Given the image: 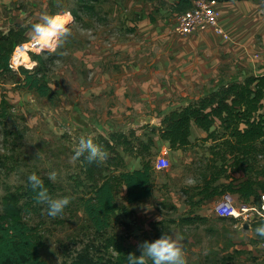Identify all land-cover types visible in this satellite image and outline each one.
Segmentation results:
<instances>
[{"label": "rangeland", "instance_id": "374dc122", "mask_svg": "<svg viewBox=\"0 0 264 264\" xmlns=\"http://www.w3.org/2000/svg\"><path fill=\"white\" fill-rule=\"evenodd\" d=\"M56 4L59 6L58 9L65 12L59 15L65 16L71 36L57 53L49 54L37 47L29 49V45L32 44L31 23L28 24L27 21L22 27L28 28L25 36L29 43L25 46L29 58L21 64L13 63L12 58L11 66L16 73H19L20 67L33 71L38 67V63L30 54L41 55L48 67L47 82L58 94L57 100L51 103L34 91L18 87L10 79L8 84L0 89V97H3L10 106V117L3 128L4 135L0 132V158L3 157L4 164L0 163V211L2 198L7 193L25 186L30 174L36 173L40 177L48 178V174L55 171L57 173V178L53 181L55 198L70 197L69 205L55 218L47 215L45 207L41 213H26V220L37 228L43 238L41 254L47 264H71L77 254L86 247H90L92 256L106 255L102 250L103 241L95 235L84 213L82 200L87 198L90 192L81 185L79 159H72L80 136L93 133V139H96L101 135L91 125L90 109H85V105L89 103L82 98L85 97L87 89L80 84V79L87 75L91 81L97 70L103 67L100 66L99 69L96 67V59L103 60L105 65L109 60H120L123 51L119 47L124 37L129 34L128 20L131 10L123 0H101L97 5V15L89 17L82 15L74 0H57ZM72 10L79 12L80 20L75 21L70 14ZM257 69L258 67L254 69L255 72ZM77 109L81 113L88 112L89 117L83 116L82 120H77L79 114ZM82 109L85 111L82 112ZM135 114L120 115L119 123L112 132L129 133L140 130L142 134L152 128L161 127L156 121L158 118L151 112L147 115ZM199 151L200 154L188 150L183 155L182 162L170 159V167L166 170H158L157 163L161 157L154 158L153 164L156 167L154 180L158 177L157 186L154 181L156 186L154 190L159 189L162 194L166 192L164 200L156 202L155 205L165 214L167 220L173 219L175 209L183 206L180 203L187 206L189 200L198 201V198L193 197L197 194L194 188L203 184L201 177L206 172L205 157L209 154L203 145ZM169 189H172V195ZM169 195L171 196L168 197ZM124 197L125 191L117 198L120 205L123 204ZM223 199L224 197L197 206L194 211L191 209L188 213L189 216H192L191 212L200 213L197 216L206 218V223L196 222L184 227L178 224L171 226V236L178 238L187 264H264V240L258 239L253 228L249 233L245 232V227L250 225L252 227L254 221L250 222L249 217L245 221L226 224L213 213L214 208ZM244 204L248 205L245 202ZM234 205L242 207L235 201ZM252 214L258 219L256 212L253 211L249 215ZM202 215L204 217H201ZM118 217L122 220L121 223H114L108 230V235H115L124 240L125 244L138 247L140 235L136 232V226L141 225V222L138 221L137 214L126 217L120 213ZM236 223L238 227L234 226ZM232 227L234 229H231ZM242 234L243 237L240 238L243 243H236L237 239L234 238ZM233 241L242 247L234 248L232 252L228 248L227 253L220 250L221 243L228 246L232 245Z\"/></svg>", "mask_w": 264, "mask_h": 264}, {"label": "trees", "instance_id": "16d2710c", "mask_svg": "<svg viewBox=\"0 0 264 264\" xmlns=\"http://www.w3.org/2000/svg\"><path fill=\"white\" fill-rule=\"evenodd\" d=\"M82 15H97V5L101 0H74ZM227 1V0H220ZM185 4L189 7L185 8ZM58 5H49V14H64ZM179 11L191 8L188 0H181ZM75 21L80 20L76 10L70 11ZM17 28V29H16ZM28 28L17 25L8 33L0 31V89L8 84L9 79L51 103L58 94L46 79L47 64L41 55L30 54L38 63L35 70L19 68L16 73L11 67L15 50L26 41ZM10 81V82H11ZM10 106L0 97V132L7 123ZM206 133V138L194 135V128ZM156 137L165 142L173 151L186 153L190 149L205 146L207 167L201 177L202 186L195 187L198 198L187 202L192 211L197 206L205 205L227 195L238 196L245 203L260 208L261 196L264 194V71L258 75L247 76L243 81L234 79L221 82L208 90L188 106L179 107L161 119L160 128H152L138 136L136 131L111 132L109 137L103 135L94 141L107 152L103 163L89 164L81 157V185L90 192L82 200L86 218L96 236L103 241L106 255L92 256L90 247H86L72 260L71 264H128V254H141L139 246L144 241H154L163 233L171 235L172 225H186L201 222L206 218L187 216L179 221L162 220L151 225V232H141L138 247L125 244L117 236H109L108 230L114 223H121L118 214L130 217L138 214L137 205L147 202L154 194V176L156 167L154 158L160 151ZM141 161V168L129 170L126 158ZM2 156L0 163L2 162ZM4 165V164H3ZM6 166V165H5ZM49 194L55 198V184L49 178H43ZM125 191L123 204L118 203V196ZM0 211V264H47L42 258L43 238L37 228L26 220V213H41L46 205L36 201V194L27 181L17 191L7 193L1 202ZM220 221L234 219H220ZM139 221V220H138ZM264 223V219L254 220L253 230ZM258 237V236H257ZM259 240L264 238L258 237ZM230 247L232 245L230 244ZM151 264V261H148Z\"/></svg>", "mask_w": 264, "mask_h": 264}, {"label": "crops", "instance_id": "0c3cea01", "mask_svg": "<svg viewBox=\"0 0 264 264\" xmlns=\"http://www.w3.org/2000/svg\"><path fill=\"white\" fill-rule=\"evenodd\" d=\"M56 1L0 0V31L8 33L19 24L25 26L27 21L28 24L39 22L40 15L49 12V5L56 4ZM123 1L131 14L128 20L129 34L119 47L123 51L122 57L120 60H109L107 65L103 60L96 59V67H103L97 70L91 81L87 75L80 79V84L87 89L82 98L89 103L85 109H90L91 125L104 137H109L114 131L120 115H147L151 112L161 125L162 117L204 96L221 80L243 81L247 76L264 71V0L221 1V24L230 35L229 41L223 40L212 28H202L190 36L176 34V17L187 11H179L181 0ZM184 7H189V4ZM257 67L258 71L255 72ZM87 113L79 112L77 120H82L83 116L89 117ZM136 133L143 135L140 130ZM90 135L93 137L94 134ZM194 135L199 139L207 136L196 127ZM156 140L160 148L158 157L182 162L185 153L171 150L157 137ZM190 150L197 151V148ZM126 161L129 170L141 168L140 160L127 158ZM157 178L154 180L156 186ZM169 190L171 193L172 189ZM165 193L155 189L150 200L134 207L141 222L142 230L139 233H150L153 223L167 220L155 205L164 200ZM231 199L241 206H252L251 202L244 204L238 196H231ZM180 205L183 206L175 209L174 220L189 216L191 207L183 203ZM222 222L230 224L232 221ZM250 230L251 225L245 227L246 233ZM240 237L243 234L234 238L237 239L236 243H243ZM235 242H232V247L221 243L220 250L227 253L229 249L231 252L234 248L240 249L242 245Z\"/></svg>", "mask_w": 264, "mask_h": 264}, {"label": "clouds", "instance_id": "9594fccd", "mask_svg": "<svg viewBox=\"0 0 264 264\" xmlns=\"http://www.w3.org/2000/svg\"><path fill=\"white\" fill-rule=\"evenodd\" d=\"M71 34L65 16L59 14L43 13L40 15L39 22L30 25V40L33 46L49 54L57 53ZM107 155V152L94 141L91 135H82L78 139L72 159L77 160L83 157L89 164H99L106 160ZM48 178L55 181L57 173L50 172ZM28 183L36 194V201L46 205L48 216L55 218L61 215L69 205L70 197L53 198L45 187L43 179L36 173L28 176ZM259 207L264 209V196L261 197ZM255 232L258 237L264 238V223L259 224ZM139 248L140 255L128 254V264H148V261H151V264H187L178 238H173L166 233L154 241H144Z\"/></svg>", "mask_w": 264, "mask_h": 264}, {"label": "built area", "instance_id": "2783aa9c", "mask_svg": "<svg viewBox=\"0 0 264 264\" xmlns=\"http://www.w3.org/2000/svg\"><path fill=\"white\" fill-rule=\"evenodd\" d=\"M191 8L176 17L175 33L179 36H190L202 28H212L225 41L230 40V35L221 24V11L219 10L220 0H188ZM12 67V66H11ZM13 68V67H12ZM158 170H166L170 163L165 158H160L157 163ZM264 196V194H262ZM261 196V197H262ZM256 212L258 219H264V209L254 206L237 207L234 205L230 195L224 197L214 208L215 215L220 219H234L236 222L246 220L250 222L257 219V216H250ZM238 227V224L235 225Z\"/></svg>", "mask_w": 264, "mask_h": 264}, {"label": "bare ground", "instance_id": "6f19581e", "mask_svg": "<svg viewBox=\"0 0 264 264\" xmlns=\"http://www.w3.org/2000/svg\"><path fill=\"white\" fill-rule=\"evenodd\" d=\"M28 44V43H27ZM24 45L19 46L13 56V63L15 64H21L23 61L27 60L29 58V55L27 53V47ZM29 49H33L35 48V46H33V44H30Z\"/></svg>", "mask_w": 264, "mask_h": 264}]
</instances>
